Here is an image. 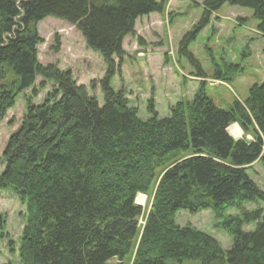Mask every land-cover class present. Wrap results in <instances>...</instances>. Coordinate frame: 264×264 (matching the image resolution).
I'll use <instances>...</instances> for the list:
<instances>
[{
	"label": "trees",
	"instance_id": "trees-1",
	"mask_svg": "<svg viewBox=\"0 0 264 264\" xmlns=\"http://www.w3.org/2000/svg\"><path fill=\"white\" fill-rule=\"evenodd\" d=\"M225 4L250 9L264 36V0H205L202 19L179 44L197 79L206 77L188 48ZM165 7L157 0H0V123L37 78L42 87L57 85L39 107L28 99L3 154L0 190L13 191L27 210L22 264H264L261 209L248 213L236 206L241 217L222 221L230 206L264 202L248 175L255 164L264 167V84L229 109L218 107L201 84L193 102L178 104L169 117L160 118L150 101L147 121L123 90L111 87L124 64L125 38L135 35L139 19L162 15ZM49 17L75 27L101 56L102 105L70 70L39 64L38 25ZM233 124L252 141L230 136ZM139 194L153 198L142 230ZM180 211H212L232 248L225 251L213 237L179 226ZM252 223H258L254 231H243ZM4 226L0 216V230Z\"/></svg>",
	"mask_w": 264,
	"mask_h": 264
},
{
	"label": "rangeland",
	"instance_id": "rangeland-1",
	"mask_svg": "<svg viewBox=\"0 0 264 264\" xmlns=\"http://www.w3.org/2000/svg\"><path fill=\"white\" fill-rule=\"evenodd\" d=\"M157 1L166 3L165 12L162 15L151 14L137 21L135 35L126 37L123 43L126 55L121 73L118 72L111 82L116 92L123 90L129 106L137 109L140 120L147 121L151 117L147 112L150 101L154 103L160 118L169 117L171 110L178 104L193 102L201 84L214 103L223 109H229L236 100L244 102L253 86L264 84V36L257 33L259 23L253 18L250 9L225 4L211 18L209 26L199 34L197 40L191 43L188 50L206 77L197 79L196 69L188 58L179 55V44L202 19L205 0ZM38 34L43 39L38 47L39 64L55 65L61 71L70 70L77 85L86 87L89 95L97 98L102 105L104 100L100 82L105 77L106 65L99 54L87 48L77 29L49 17L39 23ZM229 66H237L238 69H227ZM219 73L223 77L222 81L214 79ZM43 81V78H37L33 88L18 96L14 107L0 123V175L6 168L4 151L10 137L23 122L28 99L39 107L57 89V85L50 82H45V87H42ZM229 133L235 140L245 138L252 141V136L245 134L238 124L231 125ZM248 175L264 193V167L260 163L255 164ZM136 202L143 208L138 221L142 230L152 209L153 198L149 194H139ZM237 204L224 210L223 220L212 211L196 215L180 211L175 221L181 227L190 226L213 237L228 251L233 246V240L220 228L221 220L229 216L241 217L243 210L254 213L260 209V223L264 220V202ZM236 206H241L243 212L238 211ZM0 216L5 221L3 230H0V264H22L19 251L26 228L27 210L11 190H0ZM257 224L245 225L243 231H254ZM116 263V260L111 262ZM167 264L200 263L185 260Z\"/></svg>",
	"mask_w": 264,
	"mask_h": 264
},
{
	"label": "crops",
	"instance_id": "crops-1",
	"mask_svg": "<svg viewBox=\"0 0 264 264\" xmlns=\"http://www.w3.org/2000/svg\"><path fill=\"white\" fill-rule=\"evenodd\" d=\"M214 16H216V14H214L213 17H214ZM213 17H212V18H213ZM242 19H243V18H242Z\"/></svg>",
	"mask_w": 264,
	"mask_h": 264
},
{
	"label": "bare ground",
	"instance_id": "bare-ground-1",
	"mask_svg": "<svg viewBox=\"0 0 264 264\" xmlns=\"http://www.w3.org/2000/svg\"><path fill=\"white\" fill-rule=\"evenodd\" d=\"M137 203V202H136ZM139 204V203H138ZM141 205V204H140Z\"/></svg>",
	"mask_w": 264,
	"mask_h": 264
}]
</instances>
